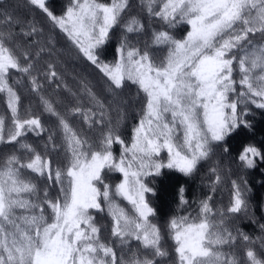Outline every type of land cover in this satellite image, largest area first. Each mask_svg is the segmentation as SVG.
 <instances>
[{"label":"snow or ice","instance_id":"obj_1","mask_svg":"<svg viewBox=\"0 0 264 264\" xmlns=\"http://www.w3.org/2000/svg\"><path fill=\"white\" fill-rule=\"evenodd\" d=\"M27 3L102 74L106 88L102 96L82 77L73 91L55 63L38 69L44 54H54L55 38L41 44L34 37L43 28L0 0V96L6 106L0 114V264H164L173 258V264H264V236L256 246L228 226L229 217L249 210L246 180L243 187L232 180L229 206L215 208L212 194L222 176L212 167L211 192L193 202L195 214L181 186L184 214L166 222L171 252L149 199L156 194L149 178L163 181L165 170L192 177L217 147L227 154L233 137L252 131V106L264 111V0H140L147 25L130 14L131 0H68L59 14L51 0ZM152 21L161 26L152 28ZM182 25L187 30L178 38ZM148 29L143 47L130 39ZM164 49L158 60L156 52ZM25 78L42 114L22 105L17 89ZM42 79L66 97L43 95ZM129 85L137 96L143 93V107L126 142L120 130L126 101L116 104L115 97ZM77 120L89 131L100 129L98 136L76 128ZM238 159L257 170L264 147L248 144ZM115 174L118 181L111 179ZM97 215L109 224L98 223ZM238 240L253 246L241 254Z\"/></svg>","mask_w":264,"mask_h":264},{"label":"trees","instance_id":"obj_2","mask_svg":"<svg viewBox=\"0 0 264 264\" xmlns=\"http://www.w3.org/2000/svg\"><path fill=\"white\" fill-rule=\"evenodd\" d=\"M68 0H51V6L59 14L63 7L67 4ZM17 13L21 17H27L30 20L37 22L38 27L43 28V35L34 37L43 44L48 36H52L56 40L55 52L49 56L44 54L36 67L41 71L47 62H52L57 65V71L63 77L64 82L75 91L78 87V82L82 77H86L88 81L94 86V90L101 95H104V89L106 88V82L102 74L92 67L89 63L80 59L76 55V51L71 47L70 43L65 38L64 34L59 29H53L52 25L44 15L36 9L34 6H30L27 0H8ZM132 8L130 9L131 15L139 16L144 20L145 24H149V20L146 14L140 8V0H131ZM161 23L159 21H152V28H159ZM187 30L186 26H179V29L174 33L178 36H182ZM150 31L146 30L145 33L139 36H130V39L135 43L139 40V46L143 47L145 42H150ZM116 34H120V29L116 30ZM166 55V49L156 52V57L159 60ZM107 60H112V49L108 50L106 56ZM42 82L43 79H42ZM21 95L22 105L24 108H31L33 114H42L43 110L40 105L39 97L37 94L30 91L27 79L25 78L21 86L17 89ZM43 95L49 96L52 99H63L66 97V92L63 88L57 89L56 83L49 85L44 82ZM112 99V97H109ZM116 104H120L121 101H126L125 105H122L124 111V119L120 124V130L122 137L126 142H130L131 129L136 121L139 119L141 109L143 107V93L137 96V89L133 85H129L121 92L117 93L115 97ZM115 107V105H114ZM6 113V106L4 104L3 97L0 96V114ZM115 118V112H113ZM253 124L251 132L242 130L239 136L233 137L229 141L230 152L224 153L221 147L215 149L212 157L202 162L198 171L192 177H185L180 173L173 170H165L164 179L149 178L152 185L156 187V194H149L150 202L152 206L157 209V217L154 222L160 224L162 229L165 230L164 247L170 252L172 249V241L166 234V222L174 215H182L184 211L180 207V188L184 187V197L189 201L187 206L188 211H192L195 214L198 202L207 195L210 194V184L214 179L209 173V169L216 167L220 175L222 176V182L216 187L215 193H213V206L218 209H227L232 200V180H236L241 183L243 187V181H247V187L249 189L247 195L249 198V210L247 214H240L239 216L229 217L228 226L235 230L239 228L245 234H247L253 241H256V246L260 241L258 237L264 236V231L261 230L260 225L264 224V184L261 183L264 180V176H261V170H264V164L260 165L257 170L246 169L238 159L239 153L243 147L248 144H254L257 147H264V111L256 109L252 106V114L247 117ZM43 119L50 124H54V118H49L46 113L43 114ZM74 126L78 129H82L84 134L96 138L100 129L89 131L87 126L81 121H74ZM31 141V137L29 138ZM114 152L118 155L120 151L119 145L113 146ZM10 149H5L9 151ZM56 161L59 163L62 160V153L56 156ZM119 174H115L111 179L118 181ZM147 182V181H146ZM41 189L46 186V182L38 181ZM50 194L55 196L57 190L55 188L49 189ZM125 206L126 205V202ZM97 222L102 225L109 224V219L106 215H97ZM235 234V231H234ZM110 236L109 230L102 232V238L107 240ZM253 246L243 240H238L236 244V250L242 254L243 249ZM135 248V244H133ZM173 259H165L164 264H173Z\"/></svg>","mask_w":264,"mask_h":264}]
</instances>
